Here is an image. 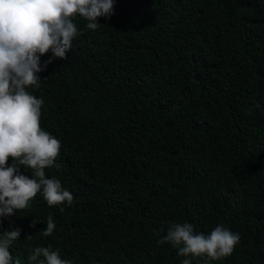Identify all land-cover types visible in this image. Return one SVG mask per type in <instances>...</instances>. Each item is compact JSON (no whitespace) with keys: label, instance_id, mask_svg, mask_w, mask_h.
<instances>
[{"label":"trees","instance_id":"trees-1","mask_svg":"<svg viewBox=\"0 0 264 264\" xmlns=\"http://www.w3.org/2000/svg\"><path fill=\"white\" fill-rule=\"evenodd\" d=\"M113 11L96 31L77 16L67 59L42 56L52 62L27 89L61 142L46 177L74 199L49 206L41 188L0 217V237L22 230L13 259L36 264L30 252L51 246L71 264H264V0H113ZM183 223L240 241L219 260L182 257L158 241Z\"/></svg>","mask_w":264,"mask_h":264},{"label":"clouds","instance_id":"clouds-1","mask_svg":"<svg viewBox=\"0 0 264 264\" xmlns=\"http://www.w3.org/2000/svg\"><path fill=\"white\" fill-rule=\"evenodd\" d=\"M112 15L113 0H0V217L28 208L41 188L49 206L72 205V193L62 189L59 180L46 177L45 169L59 167L61 142L41 128L43 100L27 89L40 86L42 79L37 73L52 62L50 58L42 65V56L51 51L53 58L67 59L74 39L82 35L75 23L77 16L87 21V29L96 31L98 18L111 19ZM10 157L13 162L8 166ZM21 167L31 169L32 178L22 174ZM36 223L34 219L32 226ZM46 224L40 233L48 237L56 229L52 216ZM21 231L14 228L2 233L0 264H22L9 251ZM239 241V234L223 225L205 235L194 233L192 224L183 223L172 225L158 243L170 242L182 257L219 260L230 256ZM29 260L71 264L51 246L36 247ZM182 264H192V260L186 258Z\"/></svg>","mask_w":264,"mask_h":264}]
</instances>
